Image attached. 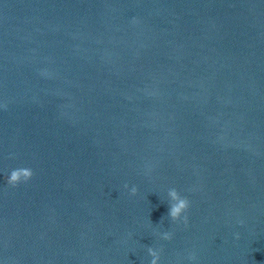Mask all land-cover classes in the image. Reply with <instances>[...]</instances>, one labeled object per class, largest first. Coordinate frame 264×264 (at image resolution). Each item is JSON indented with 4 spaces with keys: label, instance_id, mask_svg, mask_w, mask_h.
Here are the masks:
<instances>
[{
    "label": "water",
    "instance_id": "obj_1",
    "mask_svg": "<svg viewBox=\"0 0 264 264\" xmlns=\"http://www.w3.org/2000/svg\"><path fill=\"white\" fill-rule=\"evenodd\" d=\"M148 247L264 264V0H0V264Z\"/></svg>",
    "mask_w": 264,
    "mask_h": 264
},
{
    "label": "clouds",
    "instance_id": "obj_2",
    "mask_svg": "<svg viewBox=\"0 0 264 264\" xmlns=\"http://www.w3.org/2000/svg\"><path fill=\"white\" fill-rule=\"evenodd\" d=\"M34 175V172L31 168L21 167L11 170L10 174L5 176L6 184L10 187H17L21 183L29 182ZM127 189L129 186L127 184L124 185ZM138 189L136 186H132L130 188V194L136 195ZM168 198H169V211L167 216L173 223H183L185 227L188 226V216L187 212L190 208L191 202L186 196H182L180 192L176 188H170L168 190ZM163 217L161 218V220ZM239 223L243 224V221ZM160 238L165 241H170L173 238V233L170 231H164L162 233H158ZM236 239H239V234L237 233L235 236ZM149 256L151 257L150 264H160L161 253L163 251L162 248L157 249L153 247H148L147 249ZM190 261H195L197 259L196 254L190 253L188 256Z\"/></svg>",
    "mask_w": 264,
    "mask_h": 264
}]
</instances>
